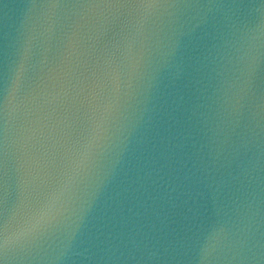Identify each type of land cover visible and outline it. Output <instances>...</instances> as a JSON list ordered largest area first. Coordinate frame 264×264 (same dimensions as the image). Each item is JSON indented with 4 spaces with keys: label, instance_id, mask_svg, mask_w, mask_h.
<instances>
[{
    "label": "clouds",
    "instance_id": "9594fccd",
    "mask_svg": "<svg viewBox=\"0 0 264 264\" xmlns=\"http://www.w3.org/2000/svg\"><path fill=\"white\" fill-rule=\"evenodd\" d=\"M5 56L0 264H264V0H42Z\"/></svg>",
    "mask_w": 264,
    "mask_h": 264
},
{
    "label": "water",
    "instance_id": "95a60500",
    "mask_svg": "<svg viewBox=\"0 0 264 264\" xmlns=\"http://www.w3.org/2000/svg\"><path fill=\"white\" fill-rule=\"evenodd\" d=\"M42 0H0V98L3 93V72L5 70V39L6 33L12 31L17 18L21 14L25 5L29 3H39ZM61 3H77L82 0H59ZM183 2L206 3L223 2V0H183ZM50 59L52 53H49ZM0 125H2V114H0ZM23 131V118L17 116L10 122L8 141L10 160L14 157L18 146L19 137ZM3 162V149L0 147V164Z\"/></svg>",
    "mask_w": 264,
    "mask_h": 264
},
{
    "label": "snow or ice",
    "instance_id": "6c2138e0",
    "mask_svg": "<svg viewBox=\"0 0 264 264\" xmlns=\"http://www.w3.org/2000/svg\"><path fill=\"white\" fill-rule=\"evenodd\" d=\"M4 127H3V120H2V125H0V147L4 146Z\"/></svg>",
    "mask_w": 264,
    "mask_h": 264
}]
</instances>
